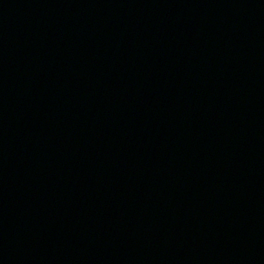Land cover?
Returning <instances> with one entry per match:
<instances>
[{
  "label": "water",
  "instance_id": "95a60500",
  "mask_svg": "<svg viewBox=\"0 0 264 264\" xmlns=\"http://www.w3.org/2000/svg\"><path fill=\"white\" fill-rule=\"evenodd\" d=\"M0 264H264V0H0Z\"/></svg>",
  "mask_w": 264,
  "mask_h": 264
}]
</instances>
